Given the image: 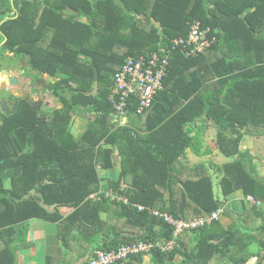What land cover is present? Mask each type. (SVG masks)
Masks as SVG:
<instances>
[{
	"label": "trees",
	"instance_id": "16d2710c",
	"mask_svg": "<svg viewBox=\"0 0 264 264\" xmlns=\"http://www.w3.org/2000/svg\"><path fill=\"white\" fill-rule=\"evenodd\" d=\"M47 1L25 49L33 69L53 78L47 87L59 107L24 99L3 121L0 264H17L16 251L30 243L27 227L15 238L14 225L34 218L56 223L68 264L138 242L153 246L114 264H141L146 255L151 264H264V179L239 149L244 135L264 136V0ZM194 22L208 28L212 42L186 54L172 40L187 36ZM153 52L168 59L162 88L146 111L137 114L131 96L118 116L110 100L115 72L128 56ZM79 109L96 116L75 135ZM203 116L214 121L215 144L230 158L214 168L180 161L200 144L202 127L194 122ZM117 157V179L102 185L99 167L114 166ZM237 191L259 203L243 206L227 226L212 219L174 237L172 224L151 212L185 220L218 208L225 214L233 207L225 200ZM61 206L73 211L62 217ZM169 240L173 246L163 250Z\"/></svg>",
	"mask_w": 264,
	"mask_h": 264
},
{
	"label": "crops",
	"instance_id": "0c3cea01",
	"mask_svg": "<svg viewBox=\"0 0 264 264\" xmlns=\"http://www.w3.org/2000/svg\"><path fill=\"white\" fill-rule=\"evenodd\" d=\"M238 55L239 58H243V55ZM47 99L49 100V95L47 96ZM51 106L59 107V104H53ZM95 116L96 112L94 110H77V112L74 114V122L72 126V128L75 130L73 134L78 135L83 132L88 123L92 121ZM112 117L113 121H117V118L114 114H112ZM214 124L215 123L211 118L204 116L194 122V128L196 130H199L198 127H202L200 144L192 145L186 149L185 155L180 158L182 164L194 166L202 163L214 168L215 165H220L230 160V158L225 157L219 152L215 144L214 139L216 130ZM239 149L241 154L245 157L244 161L246 166L264 179V136L244 135L240 141ZM198 152H201V154ZM118 160L119 157L115 159L114 166L112 167L105 169L99 167L98 170L102 185L117 179L119 174ZM224 203H226L227 206L230 204L233 205V207L228 208L225 214L222 213L219 217V220L224 226H227L234 220L237 212H239L243 206L248 207L253 204L245 200V197L239 191L229 196ZM72 211L73 208L70 206L59 207V213L62 217L69 215ZM252 224L257 226L259 224V219L251 222V225ZM24 226L27 227L25 243L28 242L30 244L28 246L24 245L21 249L16 251L17 264H68L70 256H68L65 261L62 260V253L64 251L58 236V228L56 223L45 221L39 218L16 223L14 225L15 238L18 236L20 229ZM250 228L252 229L253 227L250 226ZM252 248H255L254 244L252 245ZM252 259L250 260V264H252ZM83 260L86 261V257L79 258L78 260L71 259V262L73 264H87L89 257L86 261L87 263L83 262ZM141 264H151L148 255L143 257ZM211 264L224 263L223 260L215 259Z\"/></svg>",
	"mask_w": 264,
	"mask_h": 264
},
{
	"label": "built area",
	"instance_id": "2783aa9c",
	"mask_svg": "<svg viewBox=\"0 0 264 264\" xmlns=\"http://www.w3.org/2000/svg\"><path fill=\"white\" fill-rule=\"evenodd\" d=\"M208 28L206 29V31ZM205 30L199 28V23L194 22L185 37H176L172 40V46H183L186 54H194L203 51L211 44V40L205 36ZM214 39V37H213ZM168 66V59L160 52H153L150 55L128 56L121 67L114 74L113 88L110 94L112 106L118 116H125L128 100L132 96L137 97L135 112L140 114L146 111L153 102L155 94L162 88L163 78ZM123 121H121L122 123ZM105 194L112 199L127 201L122 196H114L112 191H105ZM246 200L258 204L251 195L246 196ZM138 209H143L138 205ZM152 214L162 217L164 221L171 223L174 228V237L184 230L195 229L204 226L212 219L219 218L222 208L192 219L174 218L166 212L151 210ZM174 241L169 240L163 250L170 249ZM153 246L151 242H138L131 245H124L117 250L104 251L95 249L89 264H114L116 261L126 259L130 254L147 251Z\"/></svg>",
	"mask_w": 264,
	"mask_h": 264
},
{
	"label": "flooded vegetation",
	"instance_id": "af4514ba",
	"mask_svg": "<svg viewBox=\"0 0 264 264\" xmlns=\"http://www.w3.org/2000/svg\"><path fill=\"white\" fill-rule=\"evenodd\" d=\"M47 6V0L0 1V136L4 119L22 100H41L43 106H51L47 83L53 78L33 69L25 49L34 40L33 30L45 17ZM43 32L50 34L47 28Z\"/></svg>",
	"mask_w": 264,
	"mask_h": 264
},
{
	"label": "rangeland",
	"instance_id": "374dc122",
	"mask_svg": "<svg viewBox=\"0 0 264 264\" xmlns=\"http://www.w3.org/2000/svg\"><path fill=\"white\" fill-rule=\"evenodd\" d=\"M49 101H50L49 102L50 105H52V102L54 103V101L56 103L55 98L51 94H49ZM72 131L75 132L74 128H72ZM212 178H213V185H214V193L216 197H218L220 200H223V196L221 194L220 187L218 184V175L214 171H212ZM251 262L252 264H254L253 262H255V258H253ZM248 264H250V262Z\"/></svg>",
	"mask_w": 264,
	"mask_h": 264
}]
</instances>
